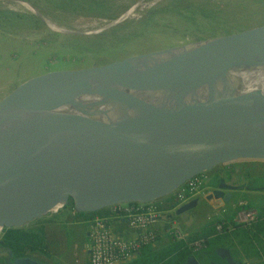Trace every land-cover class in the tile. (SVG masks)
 Here are the masks:
<instances>
[{
	"label": "water",
	"instance_id": "water-1",
	"mask_svg": "<svg viewBox=\"0 0 264 264\" xmlns=\"http://www.w3.org/2000/svg\"><path fill=\"white\" fill-rule=\"evenodd\" d=\"M254 44L258 49L264 44V22L98 64L44 70L5 89L0 95V229L25 226L69 199L81 213L154 202L219 164L264 160V95L248 90L184 101L185 95L230 86L218 78ZM188 45L174 56L164 55ZM144 57L142 68L135 60ZM106 76L134 87L126 93L92 81ZM89 90L112 93L129 108L138 105L149 112L118 123L43 124L47 115L56 120L74 116L52 109ZM169 101L181 103L153 105ZM222 191L211 190L206 199L227 202L230 193ZM198 256L190 254L184 264H199ZM208 257L240 264L224 247L213 248ZM9 264L41 263L25 256Z\"/></svg>",
	"mask_w": 264,
	"mask_h": 264
},
{
	"label": "rangeland",
	"instance_id": "rangeland-1",
	"mask_svg": "<svg viewBox=\"0 0 264 264\" xmlns=\"http://www.w3.org/2000/svg\"><path fill=\"white\" fill-rule=\"evenodd\" d=\"M20 1L38 11L34 13L25 9L16 0H0V95L22 78L44 70L98 64L129 54L239 31L264 22V0H103V3H98V0ZM130 5L131 8L136 6L130 15L108 23ZM102 13H109L110 16H101ZM46 20L60 28L51 27ZM99 33L102 35L95 36ZM255 46L252 45V50ZM189 47L173 48L164 55L174 56ZM250 52H246L243 57L250 55ZM146 59H136L135 63L142 67L141 63L147 62ZM111 82L119 81L113 79ZM95 94L94 90L75 93L68 102L59 103L52 110L70 108L83 96ZM46 118L52 117L47 115ZM235 168L237 170L233 171ZM226 170L232 171L229 174L234 175V185L255 190V193H234L233 201L244 198L252 208L264 202V160H236L217 165L204 172L207 175V188L223 190L224 187L219 185L226 182L227 178L219 176V173ZM224 207L228 208L226 205ZM189 214L193 215L196 224L191 230L197 228L199 232L209 233L223 213L220 208L215 209L199 200ZM78 216L79 212L73 213L71 208L63 206L56 212L45 213L30 221L33 224L43 222L62 225L65 249L58 256L46 252H34L28 256L46 264H88L83 250V244L87 241L84 232L86 224L80 222ZM152 230L155 236L156 232ZM167 232L156 236L144 249L140 259L143 258L145 262L151 260L170 247L173 241H170ZM219 244L220 240L195 252L199 255V264H221L216 257L210 258L205 254ZM12 259L13 256H9L8 251L0 246V264H9Z\"/></svg>",
	"mask_w": 264,
	"mask_h": 264
},
{
	"label": "built area",
	"instance_id": "built-area-1",
	"mask_svg": "<svg viewBox=\"0 0 264 264\" xmlns=\"http://www.w3.org/2000/svg\"><path fill=\"white\" fill-rule=\"evenodd\" d=\"M205 173L195 175L177 187L174 194V206L198 195H207L210 190L206 186ZM235 210L234 218L229 222L220 220L214 224V233L229 231L234 225L249 227L252 223L261 220L264 222V214L260 216L255 208L249 207L244 200H237L232 204ZM62 207H57L49 213L56 212ZM72 209V208H71ZM111 213L123 217L127 225L139 230V234L132 239L117 238L112 234L108 216H94L86 220L87 241L85 249L88 264H120L131 261L143 245H147L154 238L153 224L161 216L162 210L153 202L136 204H117L110 209ZM72 212L75 211L72 209ZM170 237L175 240H186L188 235L177 227L169 226L167 229ZM191 254L204 248L202 239H196L187 243ZM247 264V263H245Z\"/></svg>",
	"mask_w": 264,
	"mask_h": 264
},
{
	"label": "bare ground",
	"instance_id": "bare-ground-1",
	"mask_svg": "<svg viewBox=\"0 0 264 264\" xmlns=\"http://www.w3.org/2000/svg\"><path fill=\"white\" fill-rule=\"evenodd\" d=\"M16 1L20 3L25 9H28L34 13L38 11V10L36 11V9L33 6L25 3L24 1H20V0H16ZM135 7L136 6H134L131 9L129 8L128 9L129 11L126 10L118 17L117 20L119 21L130 15L132 11L135 10ZM45 22L49 24L51 27H55L57 29L60 28V26H57V24H55L54 22L48 20H46ZM111 23H114V21H112ZM249 54L250 55H248L247 57L245 58L242 57L241 59L232 63L229 66V68L223 73V75L220 78H218L217 82L227 81L230 86L227 85L226 87L218 86L214 92L204 95H195V94L185 95L184 101H191L194 99L221 98V97L229 96L231 94L239 93L242 91H248V90H255L261 93L262 95H264V44L261 49H258L256 44L254 49ZM96 78L92 79L94 84L103 81L106 83V85L110 87H115L121 92L123 91L128 93L129 91L127 90V88L134 87L132 84L122 81L119 78H108V77L105 78L96 77ZM113 79H118L119 82H111ZM94 92L96 93L95 95H88V96L85 95L82 98L75 101L70 108L64 109L74 114V116H71V118L65 120H56L53 117L47 119L45 116L44 119L42 120L43 124L45 126L54 127V126H63V125H71V124H79V123H100V124L118 123L121 121L131 120L133 118L140 117L149 112L148 110L140 108L138 105L129 108L126 104H124L123 101L117 99L116 96L113 95L112 93L109 92L101 93L95 90ZM150 99H154V98H150ZM91 101L92 103L88 104ZM180 103H181L180 101L177 102L169 101V102H161L153 105L155 107H165V106L174 107L175 105L179 106ZM86 104H88V106ZM74 106L76 108H74ZM55 208L56 207L54 206L51 210L53 211Z\"/></svg>",
	"mask_w": 264,
	"mask_h": 264
},
{
	"label": "crops",
	"instance_id": "crops-1",
	"mask_svg": "<svg viewBox=\"0 0 264 264\" xmlns=\"http://www.w3.org/2000/svg\"><path fill=\"white\" fill-rule=\"evenodd\" d=\"M236 170L237 169L235 168L233 171H236ZM230 172L232 171L226 170L222 173H219V176H225L227 178L226 182H222L226 186V188H224L222 192L224 194L230 193V197L228 198L227 202H223L221 198L220 199L214 198V199L207 200L205 194H198L180 203L177 206H169V208L167 209H161L162 210L161 216L157 219V221L152 226L156 232V236L159 237L162 232L167 231L168 229L167 227L173 226V227H177L182 232H185L188 236H191L192 234H194L198 237V239L203 240L204 239L203 235H207L208 233L199 232L197 231V228H195L194 230H191V228L195 227L196 224H194L195 220L193 219L194 218L193 215L189 214V211H191L192 208H194L197 205L199 200L207 202L208 204L212 205V207L215 209H218V208L221 209V212L223 214H222V217L218 219L217 221L224 220V221L229 222L232 218H234L235 210L233 209L232 204L236 202L237 200H244V201L246 200L244 198H237L236 201H233L232 200L233 194L234 193H255V190H250L247 186H243V185H234L233 183L234 175L233 176L230 175L229 174ZM208 190L211 191L212 189H208ZM191 202H194V203H192L186 209H183L182 211L177 212V209L180 206H182L185 203H191ZM247 204L249 203L247 202ZM225 205L228 206V208H225L224 207ZM260 205H264V202L258 204L254 208L258 211V207ZM248 206L251 207L250 205ZM164 212L166 213L164 214ZM78 217L80 219V222L82 221L85 222V220H81V216H78ZM108 217H109V223L111 226L112 234L115 237L123 238V239H132V238H135L139 234V230L130 228L127 225L123 217L113 214L111 212L109 213ZM84 232H85V237L87 238V224L85 226ZM219 234L221 236L219 239L221 244H219L217 247H224L228 249L231 257L234 260L238 261L240 264H245V263L264 264V224H260L258 222L257 224H254L253 226L247 227V228L234 225L233 229L229 231L221 232ZM170 241H173L171 237H170ZM213 248H216V246H213ZM203 249H206V247ZM83 250H84L85 258L87 261L85 243L83 244ZM144 251L145 250H143V252ZM205 254L206 256L208 255L206 252ZM37 261L40 262L41 264H46L43 261H40V260H37Z\"/></svg>",
	"mask_w": 264,
	"mask_h": 264
},
{
	"label": "trees",
	"instance_id": "trees-1",
	"mask_svg": "<svg viewBox=\"0 0 264 264\" xmlns=\"http://www.w3.org/2000/svg\"><path fill=\"white\" fill-rule=\"evenodd\" d=\"M103 3V0H98V3ZM101 16H110L109 13H102ZM101 33L95 36H100ZM224 165V164H220ZM160 209H167L169 206H174V194L171 193L157 201L153 202ZM136 204V203H128ZM68 208H72V201L69 199L65 205ZM113 206L102 208L95 212H79L81 220H88L94 216H108L111 212L110 209ZM258 214L262 216L264 214V205L258 207ZM258 222L252 223L249 227L257 224ZM260 224H264L263 221H259ZM247 228V227H246ZM156 235L151 241L155 240ZM204 248L211 243H218L220 234L214 233V225L209 229L207 235H203ZM198 239L194 234L188 236L186 240H175L170 247L161 251L158 255L154 256L151 260L140 259L143 250L148 246L143 245L139 250V257L135 260L132 259L129 264H184L186 258L191 254L187 248V243ZM0 246L5 248L11 253L13 258L25 257L30 253L40 252L49 253L51 255L58 256L65 249V234L62 225L56 223H27L25 226L17 228H2L0 234ZM217 246V245H214ZM137 253V254H138ZM210 253V250L206 252ZM208 256V255H207ZM128 263V262H127Z\"/></svg>",
	"mask_w": 264,
	"mask_h": 264
}]
</instances>
